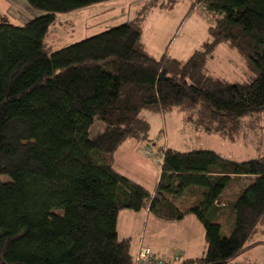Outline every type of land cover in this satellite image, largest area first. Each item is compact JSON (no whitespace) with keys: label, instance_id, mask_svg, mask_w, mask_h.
<instances>
[{"label":"trees","instance_id":"16d2710c","mask_svg":"<svg viewBox=\"0 0 264 264\" xmlns=\"http://www.w3.org/2000/svg\"><path fill=\"white\" fill-rule=\"evenodd\" d=\"M25 1L44 15L22 26L0 18V264H136L131 238L118 236L122 210L200 221L205 255L171 264H264L236 262L264 246V154L237 161L160 146L153 192L113 166L126 141L150 142L146 113L177 111L231 143L247 118L264 116V0H194L191 11L203 7L214 23L186 61L142 43L149 12L179 0L56 51L46 40L57 16L112 0ZM221 44L244 60L243 81L208 74ZM232 219L226 236L222 221Z\"/></svg>","mask_w":264,"mask_h":264},{"label":"rangeland","instance_id":"374dc122","mask_svg":"<svg viewBox=\"0 0 264 264\" xmlns=\"http://www.w3.org/2000/svg\"><path fill=\"white\" fill-rule=\"evenodd\" d=\"M161 1L112 0L72 13L61 14L57 16V22L47 36L46 49L56 51L98 35L132 19L137 10L147 9L154 4H160ZM165 3L169 5L170 1L165 0ZM191 3L192 0H180L171 11L156 9L148 14L144 21L142 40L148 46L150 55L158 58L167 52L172 58L186 61L195 51L201 49L202 44L209 38L208 30L213 25L214 19L203 7L191 11ZM42 15H44L42 11L30 8L25 0H0V18L10 24L22 26L27 21ZM206 70L212 76L240 82L245 79L246 64L236 50L221 44L209 57ZM146 117L151 125L150 142L140 144L128 140L126 143L130 147L135 145L136 150H140L135 153L133 162L128 165V174L149 189L155 186L161 170V162L157 159H161L159 147L165 143L168 147L180 151L213 150L237 161L251 160L264 154V116L247 118L236 143H231L217 135H209L202 130L199 132L192 125L184 123L181 114L177 111L166 115L146 113ZM95 132L96 128L93 129V133ZM148 148L158 155H148L146 153ZM127 161H130V158L123 159V162ZM238 185L234 186V189L231 187L227 195L237 193L248 184L243 180ZM145 221L143 213L131 210H122L118 217L117 229L120 238L125 236L133 238L131 247L133 255L137 253L140 233ZM222 224V233L228 236L232 229L224 220ZM185 227L180 226V229ZM171 230L175 232L178 229ZM198 256L201 254L199 253ZM263 259L264 246L259 245L239 256L236 262L262 263Z\"/></svg>","mask_w":264,"mask_h":264},{"label":"crops","instance_id":"0c3cea01","mask_svg":"<svg viewBox=\"0 0 264 264\" xmlns=\"http://www.w3.org/2000/svg\"><path fill=\"white\" fill-rule=\"evenodd\" d=\"M179 1L177 2V4L179 3ZM193 3L194 0H192L191 4L193 5ZM176 5H174L172 8L169 9H160V8H156V9L171 11L174 9ZM139 10H137V12ZM142 43L146 51L150 54V52L147 50L148 46L145 45L143 40ZM174 58L177 59L176 57ZM182 121L184 122L183 117H182ZM198 131L200 132L199 129ZM126 142L116 151L114 155V164H113L114 169L124 177L126 178L129 177L128 179L146 188V186H144L142 183L138 182L137 180L135 181L128 174L129 173L128 165L133 162L135 153H137V151L139 152L140 150H136L135 145L130 147V145L127 144ZM162 147L168 148L166 143L162 145ZM128 158H130V161L123 162V159L126 160ZM160 175H161V170L159 171L158 176L156 178L155 186L152 189L146 188L147 190H149L150 192L154 191V189L156 188L159 182ZM140 213L144 214L146 221L144 228L140 233L137 249L140 245H144L148 247L152 251L153 255L157 258H161L163 256L167 258H171L174 257L175 255L181 254V258L183 259H194L205 255L207 250L206 241H205V230L203 225L194 215H188L181 221H164L156 218L148 210H143ZM183 225L186 226L187 229H185L186 227L184 229H180V226ZM229 225H230L229 227L233 226V219L229 221ZM172 228H177L178 230L174 232L171 230ZM125 238H131V240L133 241V238L131 236H125L120 239H125ZM199 253L201 254V256H198Z\"/></svg>","mask_w":264,"mask_h":264},{"label":"built area","instance_id":"2783aa9c","mask_svg":"<svg viewBox=\"0 0 264 264\" xmlns=\"http://www.w3.org/2000/svg\"><path fill=\"white\" fill-rule=\"evenodd\" d=\"M146 153L151 156L158 155L150 148L146 149ZM157 160L159 162L162 161V159H157ZM180 258H181V254L175 255L174 257L171 258H167L164 256L161 258H157L153 255L152 251L148 247L144 245H140L135 255V262L136 264H171L178 262Z\"/></svg>","mask_w":264,"mask_h":264}]
</instances>
